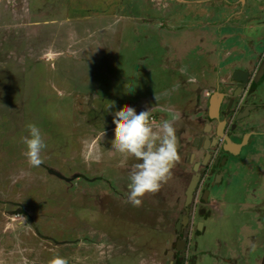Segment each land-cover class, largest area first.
I'll use <instances>...</instances> for the list:
<instances>
[{
  "label": "rangeland",
  "instance_id": "374dc122",
  "mask_svg": "<svg viewBox=\"0 0 264 264\" xmlns=\"http://www.w3.org/2000/svg\"><path fill=\"white\" fill-rule=\"evenodd\" d=\"M259 1L247 0L238 22L227 13L225 21L220 19L224 28L206 31L201 41L199 35L208 27L197 36L198 28L192 26L205 12L193 7L199 1L15 0L13 12L0 3V76L9 79L15 72V88L31 105L21 122L13 112L23 108L20 103L13 109L6 95L0 102V264H50L57 254L69 264H120L116 256L125 257L121 264H172V244L180 238L174 222L198 160L195 154L181 162L183 154L194 153H185L187 131L200 136L217 96L232 95L226 83H231L233 69H247L253 78L261 62L255 55H264V42L263 48L256 44L264 38V29L255 30L260 27L248 34L255 38L245 51L248 59H231L219 33L229 31L231 23L247 25L248 7L252 23L260 26L264 0ZM241 6L239 2L227 11L235 14ZM212 19L216 16L198 22ZM147 23L154 28L151 39L150 28L136 27ZM135 47L142 52L135 53ZM211 47L217 50L203 55ZM237 49L235 57L245 55ZM34 67L39 72L35 76L28 71ZM32 77L38 88L29 85ZM9 95H14L12 90ZM110 102H115L111 112ZM125 104L137 112L149 109L157 128L177 117L181 160L172 170L173 178L158 193L145 195L138 208L126 202L138 161L125 159L111 147L112 116ZM225 118L231 120V114ZM28 124L42 129L47 144L38 168L29 167L23 155ZM103 129L107 135L101 141ZM117 164L131 166V171L118 173L112 169ZM246 176L235 174L221 187L228 202L211 196L213 213L207 219L199 212L202 188L197 186L181 238L186 242L182 264H189L192 254L197 264H264V188ZM232 187L238 188L235 194ZM258 193L260 199L251 197Z\"/></svg>",
  "mask_w": 264,
  "mask_h": 264
},
{
  "label": "flooded vegetation",
  "instance_id": "af4514ba",
  "mask_svg": "<svg viewBox=\"0 0 264 264\" xmlns=\"http://www.w3.org/2000/svg\"><path fill=\"white\" fill-rule=\"evenodd\" d=\"M193 1H199L198 2L199 4H194L193 7H195L196 9L200 8L205 10L204 13L202 12L203 15H199V16L196 15L197 17L193 21L196 22L193 23L192 26L198 28V30L195 31L196 32L195 35L198 36V33L202 27H208V29L204 30V35L203 34L202 36L199 35L200 41L204 37L207 38L206 31L211 30L212 32L216 33V30L214 28H219V29L224 28L220 23L221 22L220 19L223 18V20L225 21V15L227 13L228 15L233 17V20H235V22H238L239 17L236 18L235 16L238 12L233 14L232 11H227L229 10V8L238 4L239 2L240 5L242 6L238 11L240 10L244 11L245 7L247 6V0H193ZM210 1L211 3H209ZM256 1L259 4L261 3L259 0ZM0 3L2 5L6 4L8 6V10L13 12L15 0H6V2L0 0ZM211 4H214L213 5L214 8L210 7L212 9H208L206 6ZM141 6L142 5H138L137 8L139 9ZM149 8L152 9V11L156 12L157 16H160V11L157 7L155 8V6L150 4ZM220 8L222 9L221 11ZM211 10H214L215 13H212ZM246 13L247 14L245 19V24L247 25L244 26V24H237V23L234 25L231 23L229 31H227L230 33L229 35L231 39L225 38V34L219 33L218 40L221 44L227 45V47L230 48V53H228V55H230L229 57L231 59L232 58L237 59L240 57L244 59L246 58L248 59V56L245 57L246 56L245 51H247L249 47L253 46V43L249 39V36L248 38L243 37L242 39V35H240L241 33H239L238 36L241 39L240 40L238 39L236 41L237 37L235 34H233L237 32H243L242 30L244 29V32L250 35L251 29L255 28L252 27L253 23H252V19L250 18L252 16V13L249 12V7L246 8ZM164 15L169 16L170 11ZM209 15H211L212 18L216 16L215 21L212 19V21H206L203 24L198 22L199 18L206 19V17H208ZM141 24H136V27H141L143 31L144 28H146V30H148L147 28H150L151 31L154 29L150 27L151 24L148 26L149 23H147L145 26H140ZM153 25H155V23H153ZM256 25L257 24H255V26ZM262 26H264V21L261 23L259 29H255L256 32H258L260 29H264ZM156 30H160V29L157 28ZM153 33L154 32L152 31V33L150 34V39L152 38ZM261 34H262L261 37H264L263 31L261 32ZM216 40L217 38L212 39V41H216ZM262 40L257 41L256 44L259 47L263 48L262 43L264 42V38ZM135 41L138 42L137 40ZM237 45H238V49L244 52L245 55H241L239 57L234 56L235 55L234 51ZM223 46L218 51V53L220 54L219 57L222 55V51L224 49ZM134 50L135 53L142 52V50H138V48ZM213 50H217V49L211 47L207 49L203 55H207L209 52H212ZM262 50L263 49H261L260 51ZM260 51H257V53H260ZM263 56H264L263 53H261V55L259 56L255 55V57L260 58L261 62L259 64L257 73L256 75L253 76V78H249L250 73L247 72V69L243 71L239 70L238 68L233 69L232 81L231 83L228 82L226 83L227 85L230 86L227 88V90H230L232 88L231 89L232 95L230 91L229 98L224 99L223 96H217L216 104L213 107V111L210 109L207 113V122L202 125V133L200 134V136H198L199 134L195 135L194 133L195 131H191V130L187 131V134L190 136V139L186 141L187 145L185 147V153L188 152L189 149H191L194 153L188 152L187 155L183 154L181 162L183 164L187 160H192L195 154L198 156L197 162H194L193 164L192 167L193 173L191 174V177L188 180L187 186L194 178V176H196L197 184L195 186V190L191 197V201L193 200V198H195V194H196L195 192L197 186L200 185L202 188V193L201 196L199 197V201L203 203L202 204L203 206L199 207V212H203L201 216H203L206 219L211 217L213 213L212 208L209 205L210 202L209 200L211 196L213 195L216 196V198L219 200V203L222 200L228 202L226 196L221 192V187H224L228 183H230V181L233 179L235 174L236 177H238L239 175L244 177L246 176L245 175L246 173H249V176H246V178L252 177L253 179H256L258 182H261L262 188H264V136L262 137V135H264V58ZM203 57L204 56H202L201 58L202 62H200L202 67L205 64V58ZM199 70L201 69L199 68ZM260 70L262 73H260ZM214 72H217L216 69H214L212 73ZM12 76H10L9 79H6L5 76L4 77L0 76V102L2 101V99H4L5 95L6 97L8 96V98L10 97L9 94L10 91L12 90L11 88H14L16 82V80L13 79L15 78V76L14 77ZM29 84L31 85V83ZM99 94L101 95L100 89H99ZM231 96L238 97V100H236L235 102L234 98H232ZM214 97H215L214 95L209 96V100L214 99ZM211 103L212 101L210 102V104ZM17 104L18 103H16L14 106H16ZM222 105H224L223 108H219ZM229 114H231V120L228 121L225 118V115H229ZM187 126L189 128L188 124ZM186 156H188V159L186 158ZM130 167L131 166H127V165L122 166V164H117L116 167L112 169H115L116 171H118V173L124 172L127 174L131 171ZM180 173L182 174L184 173L183 166ZM180 173H178V175H182ZM122 182L123 181H121V183ZM187 186L185 188V193H184L185 196L183 201L184 202L183 208L174 222L175 233L176 235L180 236V238H182V235L185 231V227L189 222V217L191 213V210L188 207V204H190L191 201L188 204H186ZM232 188H233L232 194H235V192L238 191V188L235 187ZM259 196H260L259 193L251 195V197L253 198ZM256 199H260V198H256ZM219 211H217L216 217L217 214H219ZM200 225L201 224L198 222V226ZM176 240L177 238L172 244L173 253L171 254V259H172L171 261L172 264H182V257L180 256V252L182 249L185 248L186 242L185 240H183L184 244L182 245V247L177 249ZM196 259L197 257L192 254L189 257V264H197Z\"/></svg>",
  "mask_w": 264,
  "mask_h": 264
},
{
  "label": "clouds",
  "instance_id": "9594fccd",
  "mask_svg": "<svg viewBox=\"0 0 264 264\" xmlns=\"http://www.w3.org/2000/svg\"><path fill=\"white\" fill-rule=\"evenodd\" d=\"M115 108L110 102L107 111ZM165 120L157 127L151 122L149 109L139 111L127 104L116 110L112 116L114 124L111 147L125 159L138 161L130 175L127 203L141 207L147 194L158 193L173 178V168L181 160L178 152L177 128L174 121ZM27 135L22 138L25 146L23 155L29 167L38 168L44 163L43 153L47 148L42 129L36 124L27 125ZM107 135L101 132V141ZM254 247V245H253ZM50 264H69L68 259L55 255Z\"/></svg>",
  "mask_w": 264,
  "mask_h": 264
},
{
  "label": "crops",
  "instance_id": "0c3cea01",
  "mask_svg": "<svg viewBox=\"0 0 264 264\" xmlns=\"http://www.w3.org/2000/svg\"><path fill=\"white\" fill-rule=\"evenodd\" d=\"M238 13H239V11H238ZM238 13L235 15L236 16V18H238L239 17V15H238ZM220 15V14H219ZM255 26V24H253V26L252 27H254ZM257 27H260L259 25H256ZM263 28H264V26H262ZM222 34H225V38H227L226 36H228L230 33L229 32H223ZM235 35H236V37H237V39H236V41L239 39H241L238 35H239V32H237V33H234ZM240 35H242V39H243V37H247L248 38V34L245 32V33H241ZM245 35V36H244ZM229 37H230V35H229ZM229 39H231V38H229ZM252 42H255V38L253 39V38H249ZM259 39H260V37H259ZM256 51V50H255ZM26 69V68H25ZM18 72H20V70H17ZM28 71H30V73H32L33 74V76H35L34 74L35 73H38L39 74V72H36V68L34 67V69H30L29 68V70ZM24 72H25V70H24ZM23 72V73H24ZM15 74V72H13V75ZM41 74V73H40ZM41 76V75H40ZM33 78V77H32ZM14 80H16V81H18L19 82V79L18 78H13ZM35 79H36V77L35 78H33V79H31V84H33L34 86H35V88H38L39 87V84L37 83L38 82V80L37 81H35ZM40 80H41V77L39 78ZM41 82V81H40ZM30 85V84H29ZM32 85V86H33ZM12 91H13V93H14V95L13 96H10L9 98H8V102L10 101V104L11 105H15L16 103H18V105H19V103H20V106H22L23 108H20V109H18V108H16L15 109V106L13 105V109H15L13 112L14 113H16V112H18L17 114L19 115V117L20 118H22V120H21V122H23V120H24V115L25 114H29V111L26 109V106L28 105V107H30L31 105H30V103H28L27 102V99L28 98H26L25 99V97H23L24 99L22 100V97L20 96V94H19V91L20 90H18V89H16L15 88V86H14V88H12ZM18 93V94H17ZM29 94V93H28ZM16 95H18V99L16 98ZM24 95H26V94H24ZM30 95V94H29ZM16 99V100H15ZM9 105V104H8ZM113 259H117V261L118 260H121L120 261V264L123 262V261H125L124 259H125V257H121V256H116V257H114ZM112 259V260H113ZM112 262V261H111Z\"/></svg>",
  "mask_w": 264,
  "mask_h": 264
},
{
  "label": "water",
  "instance_id": "95a60500",
  "mask_svg": "<svg viewBox=\"0 0 264 264\" xmlns=\"http://www.w3.org/2000/svg\"><path fill=\"white\" fill-rule=\"evenodd\" d=\"M215 104H216V102L211 104V110L212 111H213V107L215 106ZM196 184H197V179H196V176H194V178L191 180V182L189 183V185L187 186V189H186V204H188L191 201V197H192L193 192L195 190ZM176 244H177L176 248L179 249L184 244V241L181 238H177Z\"/></svg>",
  "mask_w": 264,
  "mask_h": 264
},
{
  "label": "bare ground",
  "instance_id": "6f19581e",
  "mask_svg": "<svg viewBox=\"0 0 264 264\" xmlns=\"http://www.w3.org/2000/svg\"><path fill=\"white\" fill-rule=\"evenodd\" d=\"M60 45V47H62V43L61 44H59Z\"/></svg>",
  "mask_w": 264,
  "mask_h": 264
}]
</instances>
